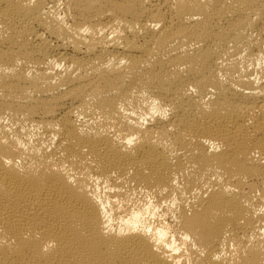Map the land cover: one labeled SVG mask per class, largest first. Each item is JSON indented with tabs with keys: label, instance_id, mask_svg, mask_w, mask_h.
Returning <instances> with one entry per match:
<instances>
[{
	"label": "bare ground",
	"instance_id": "6f19581e",
	"mask_svg": "<svg viewBox=\"0 0 264 264\" xmlns=\"http://www.w3.org/2000/svg\"><path fill=\"white\" fill-rule=\"evenodd\" d=\"M0 264H264V0H0Z\"/></svg>",
	"mask_w": 264,
	"mask_h": 264
}]
</instances>
